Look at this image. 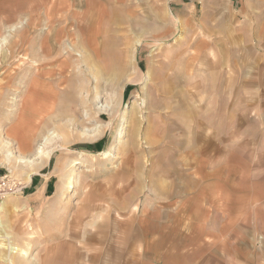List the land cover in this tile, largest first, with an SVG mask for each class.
<instances>
[{
  "label": "rangeland",
  "instance_id": "374dc122",
  "mask_svg": "<svg viewBox=\"0 0 264 264\" xmlns=\"http://www.w3.org/2000/svg\"><path fill=\"white\" fill-rule=\"evenodd\" d=\"M69 1L0 0V264H264V4Z\"/></svg>",
  "mask_w": 264,
  "mask_h": 264
},
{
  "label": "bare ground",
  "instance_id": "6f19581e",
  "mask_svg": "<svg viewBox=\"0 0 264 264\" xmlns=\"http://www.w3.org/2000/svg\"><path fill=\"white\" fill-rule=\"evenodd\" d=\"M1 52H2V47H0V56H1ZM1 58V57H0ZM150 77V73H148V79H150L149 78ZM57 80V79H56ZM56 80H54V79H49L47 82H45V83H43L41 86V88H39V86H40V84L41 83H37V85H34V86H32L31 88H30V91H29V94H28V99H27V103L28 104H30V105H32V106H37V107H35L36 109H38L39 107H40V109H38V110H40V111H42V108L44 107V106H42L43 104H41L42 102H46L47 101V105H48V109L49 110H52L53 109V106L55 105V103L57 102V100L59 99V93H58V89L61 87V85L60 84H56L55 82H56ZM39 82V81H38ZM60 82V81H59ZM64 93V92H63ZM67 104L69 103L70 104V102H71V100H70V98H68L67 100ZM54 104V105H53ZM72 104V103H71ZM41 105V106H40ZM46 105V106H47ZM52 107V108H51ZM37 110V111H38ZM39 112V111H38ZM58 117V116H57ZM60 118V117H59ZM99 133H101V129H100V132ZM54 137V136H53ZM52 137V138H53ZM56 137V139H58L59 141H61V146L62 147H64V146H67L69 143H70V141L68 140V138L66 137V136H61V135H58L57 134V136H55ZM55 139V140H56ZM50 143H52V142H50ZM51 152L52 151H47L46 153H44L43 154V159H48L49 157H51L50 155H51ZM7 159H8V161L9 162H12V157H11V154H8V156H7ZM82 162H80V164H81ZM12 164V163H11ZM41 166H35V168H31L30 169V172H27V173H25V174H23L22 176H24L25 175V177L27 178V180L29 181L30 179H31V176L33 175V173H34V171H35V169L37 168V169H39ZM71 185V183L70 184H68V187ZM70 188V187H69ZM68 188V189H69ZM6 209V206L5 205H1L0 206V230H3V228H4V224H3V218H2V211H4ZM2 240L4 239V241H6V242H8L9 243V241H8V239H9V237H8V234H5V235H3L2 237ZM30 247V245L29 244H27L26 245V248H24V249H21V250H17V252H19V253H21L22 254V256L24 257V259H26V257H28V248ZM5 248H6V250L7 251H11L12 253H14L13 252V249H11V247H6L5 246ZM10 252V253H11ZM11 253V254H12ZM8 255V254H7Z\"/></svg>",
  "mask_w": 264,
  "mask_h": 264
},
{
  "label": "crops",
  "instance_id": "0c3cea01",
  "mask_svg": "<svg viewBox=\"0 0 264 264\" xmlns=\"http://www.w3.org/2000/svg\"><path fill=\"white\" fill-rule=\"evenodd\" d=\"M222 1H224V0H222ZM224 2L240 3V4H264V0H228V1L225 0ZM258 35H259V37H261V39L263 41V44L262 45L264 46V27L263 26H261V28L258 29ZM47 160H49V158ZM27 244H30V242H28Z\"/></svg>",
  "mask_w": 264,
  "mask_h": 264
}]
</instances>
